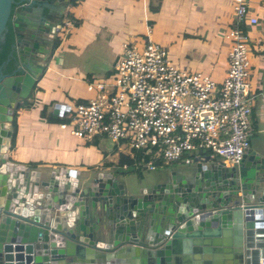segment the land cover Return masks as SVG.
I'll use <instances>...</instances> for the list:
<instances>
[{
  "label": "water",
  "instance_id": "obj_1",
  "mask_svg": "<svg viewBox=\"0 0 264 264\" xmlns=\"http://www.w3.org/2000/svg\"><path fill=\"white\" fill-rule=\"evenodd\" d=\"M70 1L0 0V40L12 20L18 59L13 74L0 71V264H225L232 253L245 264V242L264 235V143L232 168L207 157L136 184L132 167L13 161L14 120L46 71ZM70 109L56 104L49 116Z\"/></svg>",
  "mask_w": 264,
  "mask_h": 264
},
{
  "label": "built area",
  "instance_id": "obj_2",
  "mask_svg": "<svg viewBox=\"0 0 264 264\" xmlns=\"http://www.w3.org/2000/svg\"><path fill=\"white\" fill-rule=\"evenodd\" d=\"M253 1L235 0L233 23L225 35L228 68L221 84L175 65L166 49L153 42L148 26L142 46L123 43L112 72L88 83L95 98L77 102L62 128L81 140L104 138L131 154L139 150L151 155L143 165L149 171L207 157L228 168L240 165L250 154L254 134L245 30L260 22Z\"/></svg>",
  "mask_w": 264,
  "mask_h": 264
},
{
  "label": "crops",
  "instance_id": "obj_3",
  "mask_svg": "<svg viewBox=\"0 0 264 264\" xmlns=\"http://www.w3.org/2000/svg\"><path fill=\"white\" fill-rule=\"evenodd\" d=\"M107 1L108 0H78V3L71 8V12L76 22L80 21L79 24H66L60 22L59 27L61 28V32L65 31V27H71L69 32L70 35L67 38L63 37L60 47L50 58L46 71L37 84L38 90L33 93L36 104L30 109L22 107L16 115V143L15 147L10 151V155L14 162L27 166L36 164L35 167L30 166L36 170L46 168L92 170L95 168L132 167L134 170L127 175L128 180H132V182L136 184L141 178H144L140 176L137 166L120 164L122 156L133 158L135 152L131 154L123 151L116 146L115 143L104 138H99L97 145L92 143L93 140L86 141L78 139L71 133L69 128H62L61 122L49 121L42 115L44 105H52L48 109L49 116L56 104L70 106V111H72L75 108L73 106V103H75L74 101L86 102L95 98L96 93L88 89V83L98 79L92 75H87L84 77L83 81L79 79V82L83 83L85 87L81 84H77L76 79L70 74L73 64L68 63V61H70L69 55L66 54L67 52L65 53V51L59 55L58 51L62 50L64 44L71 48L75 47V38L82 32L83 24L86 22L95 24L96 19L98 20L99 16L102 14V10L109 9L106 5L108 3ZM234 5L235 0H233L232 13L227 22L228 29L225 32L223 30L224 40L226 33L233 23ZM252 8L259 18L260 23L256 27H250L248 31L251 52L249 56L250 83L251 95L253 97L251 119L254 126L250 154L256 152L264 143V0L253 1ZM43 15H46V11ZM82 20L84 21L83 24H81ZM148 26L152 27L150 36L153 40L155 28L153 22H147V33ZM96 36V31L92 36L91 34L89 35V37L92 38ZM88 41L90 40H84L83 44L88 43ZM225 43L227 47L222 69L220 73L212 77L219 84L224 80L228 68L229 46L226 40ZM218 51L220 52L221 48L218 49ZM65 59L67 60L66 63ZM113 66L114 64L110 65L109 71L103 67H99L96 69L95 74H102V78L106 77L112 72ZM210 71H215V68L210 66ZM70 111L69 113H71ZM182 165L185 164L172 163L160 169L179 167ZM143 175L142 173V176ZM221 257L224 258L225 264H238L240 261L239 259H241L240 256L238 259V256L233 253L224 254ZM263 257L264 235L257 232L253 241L247 240L245 242L241 261H244L245 264H259Z\"/></svg>",
  "mask_w": 264,
  "mask_h": 264
},
{
  "label": "rangeland",
  "instance_id": "obj_4",
  "mask_svg": "<svg viewBox=\"0 0 264 264\" xmlns=\"http://www.w3.org/2000/svg\"><path fill=\"white\" fill-rule=\"evenodd\" d=\"M107 2L109 9L102 10L95 24L81 21V24L84 23L83 30L75 38V47L71 48L64 44L62 50L58 51L59 55L64 51L69 55L68 63L73 64L70 74L76 79L77 84L84 86L79 79L83 81L87 75L102 79V74H95L96 69L103 67L109 71L110 65H113L122 54V43L142 46L146 42L148 21L153 22L155 27L153 42L166 49L170 60L183 71L202 72L211 77L220 73L227 47L223 39V30L225 32L228 29L227 22L232 13L233 0ZM70 29L71 27H65V31H60L57 35L62 39L67 38ZM95 31L97 36L89 37ZM88 39L90 41L83 44L84 40ZM250 54L251 52L249 56ZM66 61L65 59V63ZM210 66L214 67L215 71L211 72ZM74 102L73 106L76 107L77 102ZM160 168L158 167L156 172L142 169L141 172L144 174L142 177L150 178L162 170Z\"/></svg>",
  "mask_w": 264,
  "mask_h": 264
},
{
  "label": "trees",
  "instance_id": "obj_5",
  "mask_svg": "<svg viewBox=\"0 0 264 264\" xmlns=\"http://www.w3.org/2000/svg\"><path fill=\"white\" fill-rule=\"evenodd\" d=\"M15 1H20V0H15ZM78 3V0H71L69 3V6L67 7L62 19L60 20L62 23H74V24H79L76 22V19L74 18L71 8H73L76 4ZM15 8V6H14ZM260 23V22H259ZM246 32L249 31V27H245ZM62 43V37H59V35H56L54 39L52 40V55L54 52L60 47ZM16 33L14 30L13 26V21L10 20L8 25H7V31L5 32V39L0 40V71H3L5 74H13L18 66V59L16 57ZM51 55V56H52ZM6 63V64H5ZM34 93V92H33ZM36 104L34 100V96L32 94L31 98L29 100H26L23 103L24 108L30 109ZM52 105H44L42 109V115L47 118L49 121H58L61 123H65L71 118L73 113H69L68 116L59 118V119H52L51 117L48 116V109ZM14 126H15V133L14 137L12 140V149L15 147L16 143V133H17V121L16 118L14 120ZM98 139L99 137L94 138L93 144L97 145L98 144ZM152 156L151 155H143L141 151L136 150L135 151V156L133 158H129L126 156H122L120 160V164H129L132 166H137L138 172H140V176L142 177V172L141 170L143 169V165L151 160ZM30 166L35 167L36 164H30Z\"/></svg>",
  "mask_w": 264,
  "mask_h": 264
},
{
  "label": "flooded vegetation",
  "instance_id": "obj_6",
  "mask_svg": "<svg viewBox=\"0 0 264 264\" xmlns=\"http://www.w3.org/2000/svg\"><path fill=\"white\" fill-rule=\"evenodd\" d=\"M61 22V21H60ZM62 23V22H61Z\"/></svg>",
  "mask_w": 264,
  "mask_h": 264
}]
</instances>
